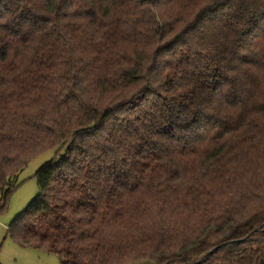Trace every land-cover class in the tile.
Returning a JSON list of instances; mask_svg holds the SVG:
<instances>
[{
	"label": "trees",
	"instance_id": "obj_1",
	"mask_svg": "<svg viewBox=\"0 0 264 264\" xmlns=\"http://www.w3.org/2000/svg\"><path fill=\"white\" fill-rule=\"evenodd\" d=\"M49 149L19 246L264 264V0H0L1 209Z\"/></svg>",
	"mask_w": 264,
	"mask_h": 264
},
{
	"label": "rangeland",
	"instance_id": "obj_2",
	"mask_svg": "<svg viewBox=\"0 0 264 264\" xmlns=\"http://www.w3.org/2000/svg\"><path fill=\"white\" fill-rule=\"evenodd\" d=\"M57 156L49 149L33 158L18 173L19 186L12 192L5 209L0 195V263L1 264H61V258L44 250L19 246L10 234V228L39 193L37 172L46 162ZM17 221V222H18Z\"/></svg>",
	"mask_w": 264,
	"mask_h": 264
},
{
	"label": "water",
	"instance_id": "obj_3",
	"mask_svg": "<svg viewBox=\"0 0 264 264\" xmlns=\"http://www.w3.org/2000/svg\"><path fill=\"white\" fill-rule=\"evenodd\" d=\"M212 252H214V251H212ZM212 252H211V253H212Z\"/></svg>",
	"mask_w": 264,
	"mask_h": 264
}]
</instances>
